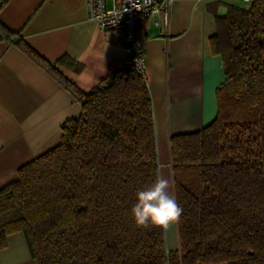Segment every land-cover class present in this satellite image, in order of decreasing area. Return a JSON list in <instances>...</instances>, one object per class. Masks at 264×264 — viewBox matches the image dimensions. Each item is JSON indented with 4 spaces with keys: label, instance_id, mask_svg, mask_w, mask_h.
I'll list each match as a JSON object with an SVG mask.
<instances>
[{
    "label": "trees",
    "instance_id": "trees-1",
    "mask_svg": "<svg viewBox=\"0 0 264 264\" xmlns=\"http://www.w3.org/2000/svg\"><path fill=\"white\" fill-rule=\"evenodd\" d=\"M208 44L225 74L217 115L169 140L178 250L131 215L159 163L147 79L124 67L86 92L61 77L81 112L0 188V249L22 233L35 264H264V0L215 15Z\"/></svg>",
    "mask_w": 264,
    "mask_h": 264
},
{
    "label": "crops",
    "instance_id": "crops-1",
    "mask_svg": "<svg viewBox=\"0 0 264 264\" xmlns=\"http://www.w3.org/2000/svg\"><path fill=\"white\" fill-rule=\"evenodd\" d=\"M250 2L171 0L163 30L150 20L138 30L159 174L170 179L174 196L170 137L198 131L215 119L216 89L225 80L222 58L208 44L215 15H225L228 5L248 8ZM0 24L10 32L5 38L0 31L1 188L17 179L22 165L56 146L61 124L80 114V103L61 77L89 91L123 66L125 52L121 32L101 30L89 18L86 0H6ZM165 237L167 250L179 249L178 227ZM0 264H35L22 233L7 237Z\"/></svg>",
    "mask_w": 264,
    "mask_h": 264
},
{
    "label": "built area",
    "instance_id": "built-area-1",
    "mask_svg": "<svg viewBox=\"0 0 264 264\" xmlns=\"http://www.w3.org/2000/svg\"><path fill=\"white\" fill-rule=\"evenodd\" d=\"M171 0H86L88 16L101 30L120 31L125 52L123 66L144 73L145 58L138 30L150 20L164 29L168 25Z\"/></svg>",
    "mask_w": 264,
    "mask_h": 264
},
{
    "label": "clouds",
    "instance_id": "clouds-1",
    "mask_svg": "<svg viewBox=\"0 0 264 264\" xmlns=\"http://www.w3.org/2000/svg\"><path fill=\"white\" fill-rule=\"evenodd\" d=\"M171 186L170 179L158 174L151 185L136 192L131 215L137 227L158 228L165 234L176 232L183 208L170 193Z\"/></svg>",
    "mask_w": 264,
    "mask_h": 264
}]
</instances>
